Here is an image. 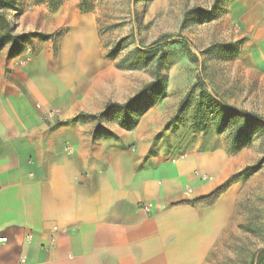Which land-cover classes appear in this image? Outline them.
I'll return each mask as SVG.
<instances>
[{"label":"crops","instance_id":"1","mask_svg":"<svg viewBox=\"0 0 264 264\" xmlns=\"http://www.w3.org/2000/svg\"><path fill=\"white\" fill-rule=\"evenodd\" d=\"M226 15L231 36L251 35L264 53V0H230ZM73 17L58 53L50 39L34 53L25 43L12 57L0 50V264H206L229 191L209 206L182 202L234 173L228 154L147 155L117 122L93 134L98 118L86 115L107 100L91 77L107 68L91 12Z\"/></svg>","mask_w":264,"mask_h":264},{"label":"rangeland","instance_id":"2","mask_svg":"<svg viewBox=\"0 0 264 264\" xmlns=\"http://www.w3.org/2000/svg\"><path fill=\"white\" fill-rule=\"evenodd\" d=\"M47 1L9 0L16 12H26L21 22L16 12H8L12 34L52 33L49 47L58 53L63 37L74 25L73 16L91 12L101 64L107 68L101 79L94 72L91 82L106 103L116 102L113 98L124 103L153 80V62L137 70L118 69L116 64L138 44L166 37L158 86L132 107L98 117L92 122L93 134L105 133L102 128L106 124L117 122L129 132V146L159 158L223 149L234 172L226 180L229 192L221 207L228 210L229 219L222 224L221 237L206 264H249L253 253L264 248V126L254 124L248 130L249 139L239 144L236 123L226 122L227 114L215 102L221 99L264 117V53L255 50L251 35L231 36L235 27H230L226 15L230 0H93L88 12L78 8V0ZM127 35V45L118 56L106 58L109 47ZM177 35L184 40H178ZM83 36L85 45L90 46L93 39L88 25L83 26ZM40 40L26 38L29 52L38 49ZM7 70L5 67L4 72ZM197 74L205 83V95L198 89L191 91L179 109ZM199 99L203 110L194 121ZM112 141V145L118 144Z\"/></svg>","mask_w":264,"mask_h":264},{"label":"trees","instance_id":"3","mask_svg":"<svg viewBox=\"0 0 264 264\" xmlns=\"http://www.w3.org/2000/svg\"><path fill=\"white\" fill-rule=\"evenodd\" d=\"M49 2V0L47 1ZM136 0H131V3H135ZM93 0H78V8L83 12L91 11L93 7ZM10 10H15L12 4L9 3V0H0V50L7 46L6 55L7 57H12L16 52L20 49V45L26 43L27 37H35L41 40L51 39L52 33H26L15 35L12 34V26L11 22L8 19L7 15ZM16 12L15 14H17ZM120 38L116 43L109 47L108 51L105 53L106 58H116L123 48L126 47L127 43H125L126 38ZM178 40H184V38L180 35H177ZM22 40V41H21ZM166 42V37L160 36L156 40L152 41L148 45H137L133 49L129 50L124 57L116 64V68L118 69H126V70H137L143 69L150 63H154L155 72L153 80L145 83L142 87L130 98H128L124 103L117 102H108L104 106V109L97 114H88L89 118L96 119L106 116L110 111H118L124 108L132 107L141 96L146 93H149L151 90L155 89L158 86L160 73H159V65L164 55V44ZM6 43V44H5ZM8 43V44H7ZM198 89L201 96L205 95V83L200 74L196 75L195 81L191 84L189 90L185 93V95L180 100L179 109L185 106L188 96L191 91ZM203 101L199 99L195 104V113L193 116V120L197 121L203 110ZM209 106V105H208ZM215 106L227 114V119L232 120L236 123L237 137L236 140L239 144H242L245 140H248L250 135L248 130L253 128L254 124H261L264 126V117L260 116L256 113L247 111L245 109L236 108L234 106L228 105L225 101L218 99L215 102ZM78 116H84L80 114ZM228 188V182H223L220 186L213 189L211 192L198 197L194 201L182 202L188 205H204L209 206L212 205L216 199L224 192H226ZM249 264H264V248L257 250L253 253Z\"/></svg>","mask_w":264,"mask_h":264},{"label":"built area","instance_id":"4","mask_svg":"<svg viewBox=\"0 0 264 264\" xmlns=\"http://www.w3.org/2000/svg\"><path fill=\"white\" fill-rule=\"evenodd\" d=\"M145 209V207H144ZM5 241V237H0V242Z\"/></svg>","mask_w":264,"mask_h":264},{"label":"bare ground","instance_id":"5","mask_svg":"<svg viewBox=\"0 0 264 264\" xmlns=\"http://www.w3.org/2000/svg\"><path fill=\"white\" fill-rule=\"evenodd\" d=\"M80 43H81V41H80ZM80 43H79V44H80ZM74 51H75V50H74ZM82 51H84V53H86V52H85V49H84V50H82ZM82 51H81V53H83Z\"/></svg>","mask_w":264,"mask_h":264}]
</instances>
